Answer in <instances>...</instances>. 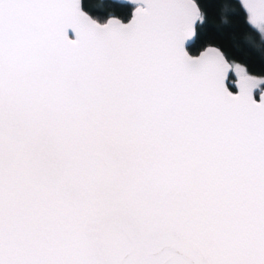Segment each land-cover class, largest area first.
<instances>
[{
	"label": "snow or ice",
	"instance_id": "6c2138e0",
	"mask_svg": "<svg viewBox=\"0 0 264 264\" xmlns=\"http://www.w3.org/2000/svg\"><path fill=\"white\" fill-rule=\"evenodd\" d=\"M264 0H0V264H264V67L195 45Z\"/></svg>",
	"mask_w": 264,
	"mask_h": 264
},
{
	"label": "trees",
	"instance_id": "16d2710c",
	"mask_svg": "<svg viewBox=\"0 0 264 264\" xmlns=\"http://www.w3.org/2000/svg\"><path fill=\"white\" fill-rule=\"evenodd\" d=\"M248 37L249 34L241 24L224 14H214V9L210 7L208 26L203 30L202 40L195 45V49L201 50L208 43L219 44L234 59L246 61L257 69L264 67L260 42L251 41Z\"/></svg>",
	"mask_w": 264,
	"mask_h": 264
},
{
	"label": "water",
	"instance_id": "95a60500",
	"mask_svg": "<svg viewBox=\"0 0 264 264\" xmlns=\"http://www.w3.org/2000/svg\"><path fill=\"white\" fill-rule=\"evenodd\" d=\"M121 1H123V2H124V0H121Z\"/></svg>",
	"mask_w": 264,
	"mask_h": 264
}]
</instances>
